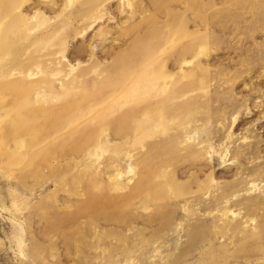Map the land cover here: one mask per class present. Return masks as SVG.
Masks as SVG:
<instances>
[{
  "label": "rangeland",
  "instance_id": "374dc122",
  "mask_svg": "<svg viewBox=\"0 0 264 264\" xmlns=\"http://www.w3.org/2000/svg\"><path fill=\"white\" fill-rule=\"evenodd\" d=\"M0 264H264V0H0Z\"/></svg>",
  "mask_w": 264,
  "mask_h": 264
}]
</instances>
